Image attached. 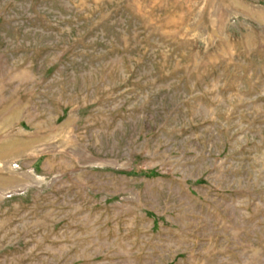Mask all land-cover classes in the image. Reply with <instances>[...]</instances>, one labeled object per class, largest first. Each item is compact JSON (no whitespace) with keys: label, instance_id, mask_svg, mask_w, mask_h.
<instances>
[{"label":"rangeland","instance_id":"1","mask_svg":"<svg viewBox=\"0 0 264 264\" xmlns=\"http://www.w3.org/2000/svg\"><path fill=\"white\" fill-rule=\"evenodd\" d=\"M0 264H264V0H0Z\"/></svg>","mask_w":264,"mask_h":264}]
</instances>
